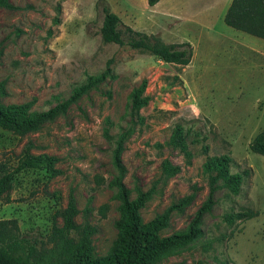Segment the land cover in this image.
Wrapping results in <instances>:
<instances>
[{
    "label": "rangeland",
    "instance_id": "rangeland-1",
    "mask_svg": "<svg viewBox=\"0 0 264 264\" xmlns=\"http://www.w3.org/2000/svg\"><path fill=\"white\" fill-rule=\"evenodd\" d=\"M9 1L13 9L0 7V105L31 103V112H44L107 64L114 75L34 132L19 135L0 127V175L17 166L28 142L33 155L57 158L54 173L15 174L0 198V236L17 240L15 255L26 257L33 248V264H53L81 244L92 258L110 254L120 222L111 181L119 177L130 200L137 189H153L139 211L144 223L195 191L158 236L181 232L208 194L203 165L228 155L231 174L247 172L239 194L219 181L214 206L201 221L202 236L152 264H264V157L248 148L264 130V43L224 24L231 0H160L154 7L146 0ZM103 5L135 31L165 43H189V65L104 44ZM143 80L149 102L132 115L131 97ZM175 124L192 126L189 156L171 143ZM123 133L128 135L120 176L113 152ZM195 137L201 142L192 143ZM165 160L179 171L165 173ZM71 199L76 214L74 228L67 230ZM243 209L259 216L234 224L223 220ZM232 230L233 237L223 239Z\"/></svg>",
    "mask_w": 264,
    "mask_h": 264
},
{
    "label": "trees",
    "instance_id": "trees-1",
    "mask_svg": "<svg viewBox=\"0 0 264 264\" xmlns=\"http://www.w3.org/2000/svg\"><path fill=\"white\" fill-rule=\"evenodd\" d=\"M160 0H146L148 7H154ZM0 7L13 9L9 0H0ZM103 20L100 28L101 40L104 44H115L125 46L140 53H146L157 60L167 64L187 66L192 60L193 50L189 43H165L155 35L135 31L122 23L120 18L110 11L107 5L102 6ZM223 22L226 26L264 41V0H231L224 14ZM1 54V52H0ZM114 78L112 69L107 64L104 71L95 76H89L84 83L72 89L71 95L65 101L57 104L44 112H31V103L20 105H0V127L9 129L19 135H25L38 130L45 122L55 119L66 112L68 107L78 100L82 95L106 79ZM146 81L143 80L139 87L133 91L131 97V114L138 112L149 102L148 96H143ZM130 131V130H129ZM127 133L121 134L115 142L113 152L114 162L119 170L120 176L124 167L120 159L123 143ZM193 135L192 126L175 124L172 128L171 143L180 153L189 156L188 138ZM192 143L201 142L195 137ZM33 144L28 142L18 158L17 166L10 172L0 175V198L11 188L13 176L21 171L31 169L47 170L54 173V165L57 158L46 154L33 155L31 150ZM251 153L264 157V130L258 133L249 143ZM231 158L221 155L210 158L203 165V170L208 174V194L203 203L196 210L187 227L178 233L159 237L158 232L166 227L172 212L187 207L195 198V191L182 198L177 204L166 208L161 214L156 215L148 222H142L139 211L153 193V189L142 191L137 189L136 197L129 199V192L122 183L120 177L111 181L117 188V197L120 200V222L118 224L119 237L114 250L103 257L92 258L89 248L84 244L79 245L73 252L58 258L53 264H152L158 261L165 252L187 246L202 236L200 228L202 218L211 212L214 206L213 195L219 188L218 182L222 181L223 187L233 195H238L243 182V174H231L229 166ZM163 171L173 175L179 171V167L171 166L167 160L162 164ZM76 214L73 200L71 199L64 214L65 228H74L73 216ZM259 213L250 209H243L235 214L223 216L227 224L245 222L257 218ZM234 231H230L223 239H230ZM19 246L17 240H6L0 236V264H33L31 261L33 248H29L26 257L15 255ZM209 247V244L206 245Z\"/></svg>",
    "mask_w": 264,
    "mask_h": 264
},
{
    "label": "crops",
    "instance_id": "crops-1",
    "mask_svg": "<svg viewBox=\"0 0 264 264\" xmlns=\"http://www.w3.org/2000/svg\"><path fill=\"white\" fill-rule=\"evenodd\" d=\"M263 43H264V41H263ZM263 45V44H262ZM264 46V45H263ZM263 52H264V50H263Z\"/></svg>",
    "mask_w": 264,
    "mask_h": 264
}]
</instances>
